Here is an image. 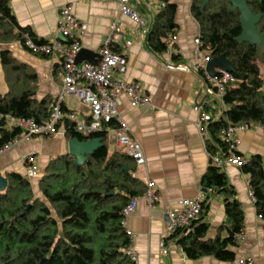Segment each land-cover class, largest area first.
<instances>
[{
	"label": "trees",
	"instance_id": "16d2710c",
	"mask_svg": "<svg viewBox=\"0 0 264 264\" xmlns=\"http://www.w3.org/2000/svg\"><path fill=\"white\" fill-rule=\"evenodd\" d=\"M159 1L163 6L147 33L148 45L155 53L168 50L165 39L176 27V3ZM203 1L192 2V11L201 25L203 46H210L212 58L224 55L237 78L220 98L205 105L211 115V137L206 145L213 155L219 149H227L222 128L236 124L251 127L256 123L264 128V53L260 58L258 45L237 40L243 30L241 12L232 10L231 0H209L204 7ZM246 1L255 14H263L257 26L264 34V0ZM27 33L38 43L46 41L30 27L21 26L9 1L0 0V41L23 43ZM177 58L174 53L173 59ZM1 64L9 91H0V148L21 132L7 126V114L42 122L49 118L56 101L49 96L38 99L36 72L18 62L11 51L1 52ZM64 109L69 110L66 105ZM108 125L117 124L113 121ZM64 126L69 140L98 137L101 145L87 155L84 163H78L69 152L52 157L36 185L18 172L7 174V187L0 190V264H137L125 252L130 237L122 224L123 209L133 197L146 191L134 175V158L125 151L109 150L108 130L85 135L77 132L69 120ZM241 169L248 176L257 211L264 219V159L260 154L253 155ZM203 186L206 191L213 187L215 192L224 194L230 223L224 224L221 231L226 230L227 235L219 232L208 237L209 223L198 217L169 238L176 239L191 259L213 256L235 262L237 236L245 226L242 205L222 168L210 163ZM207 199L206 196L202 200L203 210Z\"/></svg>",
	"mask_w": 264,
	"mask_h": 264
},
{
	"label": "crops",
	"instance_id": "0c3cea01",
	"mask_svg": "<svg viewBox=\"0 0 264 264\" xmlns=\"http://www.w3.org/2000/svg\"><path fill=\"white\" fill-rule=\"evenodd\" d=\"M12 13L19 24L30 27L41 39L59 38L58 12L69 5L82 23V53L80 62H97L103 41L111 37L113 50L125 55L128 68L124 74L114 70L116 78L140 81L153 100L154 107L137 105L126 95L119 97V114L131 128V134L145 149L146 163L135 165L134 175L146 186L154 181L161 197L154 206L139 198L135 210L127 218V227L135 234L134 250L137 264H234L213 256L189 258L176 239L167 237V209L177 207L183 198L208 197L203 213L199 216L209 223L208 237H215L224 224L230 223L225 211L224 194L207 192L203 177L210 165V156L198 122L200 105L205 96V81L195 67L206 63L210 54L206 47H198L196 39L201 36V25L192 11L193 0H173L176 3L174 33L178 38L168 50L153 52L137 22L121 13L117 0H8ZM137 10L150 26L163 2L159 0H133ZM117 22L118 30L112 29ZM171 33V32H170ZM11 51L20 63L33 69L38 76V99L46 96L56 98L62 84V57L33 54L20 40L0 41V91L7 93L9 84L1 64V52ZM213 59V58H212ZM184 63L188 69L169 68L168 64ZM219 68V67H217ZM216 68V69H217ZM69 110L81 118L89 119V108L76 98L66 102ZM205 107V106H204ZM210 114V113H209ZM211 116V115H210ZM215 118H218L215 117ZM238 152L248 159L260 154L264 159V128L256 123L236 133ZM65 126L52 137H38L16 143L0 153V173L6 178L11 171L26 175L27 157H33V166L40 176L28 177L38 183L50 159L69 152ZM111 152L117 147L115 133L108 131ZM236 191L244 215L243 238L234 247L237 259L252 258V264H264V219L259 216L255 201L251 198L248 176L241 166L227 164L222 168ZM144 193V192H143Z\"/></svg>",
	"mask_w": 264,
	"mask_h": 264
},
{
	"label": "built area",
	"instance_id": "2783aa9c",
	"mask_svg": "<svg viewBox=\"0 0 264 264\" xmlns=\"http://www.w3.org/2000/svg\"><path fill=\"white\" fill-rule=\"evenodd\" d=\"M121 13L129 16L139 24L143 33L147 34L149 30L147 19L141 15L133 4V0H117ZM117 22L112 24L113 30H118ZM82 23L73 13L69 5L62 6L58 12L59 34L65 37V40L56 38L42 43L36 42L28 33L25 35L23 45L33 54L51 55L54 53L62 57L63 76L59 93L48 119L38 122L34 118H26L7 114L5 116L7 126L19 128L21 132L12 140L8 141L0 148V153L10 149L13 145L23 140H31L38 137H52L59 132V127L66 120L74 123L75 130L85 135H92L104 130H111L115 133L117 147L121 151L129 153L137 165L146 163L145 149L142 143L133 137L131 128L119 114V97L126 95L137 105H147L154 107L153 100L145 91L144 85L140 81H127L124 78H116L114 70L124 74L128 68V59L125 55L113 50L110 46L111 37H107L99 50L100 58L97 62H80L79 54L82 51ZM176 33L171 32L165 41L168 44V51L177 40ZM197 46L204 47L200 37L196 39ZM210 50V46H206ZM174 54L175 52H171ZM212 59L208 54L205 57L206 63ZM169 68L188 69V65L168 64ZM202 72L205 81V96L200 105L201 113L198 127L203 139L211 137L208 124L210 114L206 111L205 105L209 104L214 98H220L226 91L229 84L236 82L237 78L228 69L219 67L215 74H210L207 70V64L197 63L195 66ZM70 98H76L90 110L89 119L81 118L73 110H65L64 105ZM115 121L116 126H110L108 123ZM248 126L245 124L229 125L221 129V135L227 143L226 151L219 149L215 154L210 155V163L216 167L223 168L227 164L242 166L249 159L238 152L239 139L236 133L245 130ZM26 162L27 177L40 176L39 171L33 166V157L29 156ZM215 188H208L207 192H215ZM253 201H255L254 192H249ZM139 198L145 199L150 206L156 205L161 197L157 191L154 181H148L147 189L143 194L133 197L123 209L122 224L126 228L130 237V244L125 248V252L137 262V253L134 250L135 234L127 227V218L135 210ZM204 195L196 198H183L179 201L177 207L167 209V237L176 233L180 228L189 226L193 220L197 219L202 210V200ZM261 218L262 216L259 215ZM238 242L242 240L243 233L237 236ZM234 264H252V258L243 257L236 259Z\"/></svg>",
	"mask_w": 264,
	"mask_h": 264
},
{
	"label": "water",
	"instance_id": "95a60500",
	"mask_svg": "<svg viewBox=\"0 0 264 264\" xmlns=\"http://www.w3.org/2000/svg\"><path fill=\"white\" fill-rule=\"evenodd\" d=\"M209 0L203 1V7ZM233 3L232 10L239 9L241 12L242 33L237 37L239 42L248 41L258 45V56L261 58L264 53V34L257 26L263 14H255L250 8L246 0H231ZM59 38L65 40L62 34ZM82 51L79 54L81 55ZM217 67H223L228 70H233L232 63L226 59L224 55L215 57L208 62L207 70L210 74H215ZM101 145V139L98 137L87 141L80 140L74 137L69 142V153L77 157L78 163H84L87 155L91 154L96 148ZM129 169V168H128ZM7 187V179L0 173V190H5Z\"/></svg>",
	"mask_w": 264,
	"mask_h": 264
},
{
	"label": "rangeland",
	"instance_id": "374dc122",
	"mask_svg": "<svg viewBox=\"0 0 264 264\" xmlns=\"http://www.w3.org/2000/svg\"><path fill=\"white\" fill-rule=\"evenodd\" d=\"M263 76H264V70H263ZM32 183H33L34 185H36L35 181L33 182V180H32Z\"/></svg>",
	"mask_w": 264,
	"mask_h": 264
}]
</instances>
